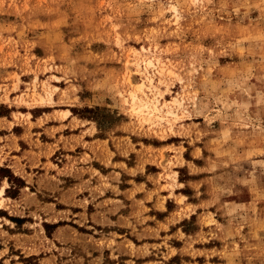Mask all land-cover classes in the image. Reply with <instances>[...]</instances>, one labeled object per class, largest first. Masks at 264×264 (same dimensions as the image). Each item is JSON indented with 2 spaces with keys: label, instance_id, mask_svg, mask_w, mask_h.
Listing matches in <instances>:
<instances>
[{
  "label": "rangeland",
  "instance_id": "1",
  "mask_svg": "<svg viewBox=\"0 0 264 264\" xmlns=\"http://www.w3.org/2000/svg\"><path fill=\"white\" fill-rule=\"evenodd\" d=\"M0 264H264V0H0Z\"/></svg>",
  "mask_w": 264,
  "mask_h": 264
},
{
  "label": "bare ground",
  "instance_id": "2",
  "mask_svg": "<svg viewBox=\"0 0 264 264\" xmlns=\"http://www.w3.org/2000/svg\"><path fill=\"white\" fill-rule=\"evenodd\" d=\"M2 192H3V189H2V188H0V196H1Z\"/></svg>",
  "mask_w": 264,
  "mask_h": 264
},
{
  "label": "crops",
  "instance_id": "3",
  "mask_svg": "<svg viewBox=\"0 0 264 264\" xmlns=\"http://www.w3.org/2000/svg\"><path fill=\"white\" fill-rule=\"evenodd\" d=\"M3 195V194H2ZM2 195L0 197H2Z\"/></svg>",
  "mask_w": 264,
  "mask_h": 264
}]
</instances>
